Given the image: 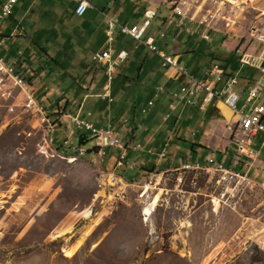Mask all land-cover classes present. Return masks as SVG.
Segmentation results:
<instances>
[{"label": "rangeland", "instance_id": "rangeland-1", "mask_svg": "<svg viewBox=\"0 0 264 264\" xmlns=\"http://www.w3.org/2000/svg\"><path fill=\"white\" fill-rule=\"evenodd\" d=\"M55 1L58 7L53 0L37 2L24 22L26 33L21 28L17 37L10 35V29L6 28L14 27L10 16H0V29H7L2 30L4 45L0 37V55L8 64L18 55L25 60L33 56L32 66L20 69L17 65V68L31 80L32 93L54 120L57 115L52 112L58 107L75 113L85 93L90 92L92 82L97 91L108 82L104 69L92 58L107 36L98 42L90 41L89 30L98 26L102 15L95 19L90 11L85 18H80L71 12L74 5L70 0ZM89 1L100 8L107 5V0ZM3 2L0 0V12ZM146 4L140 1V5ZM256 14L252 10L245 19L241 17L227 38H223L221 32L209 30L211 39H203L202 28L195 22H186L178 40L173 41L171 37L180 31L176 24L168 30V37H160V31L165 28L162 17L167 15L164 9L152 20L144 39L150 42L153 37L159 52L167 55L173 56L175 51L184 54L181 66L192 75L202 77L213 63H218L229 67L240 80L249 77L255 82L260 80L263 89L254 103H264V74L248 65L249 52L258 56L264 48L256 37L250 45L251 25L264 26ZM142 21L143 17L139 22ZM174 22H179V17L175 16ZM188 27L193 33L187 32ZM111 46L115 52L124 48L130 54L125 62L116 66L118 72L111 82L117 97V108L114 106L113 112L138 98V111L148 115V99L160 98V102L164 99L162 93L155 96L156 86L167 87L162 57L117 31ZM238 48L242 53L236 52ZM20 51L22 53L18 54ZM127 78L130 84L125 86ZM240 80V85L236 86L241 94L238 105L246 102L249 106L251 103L246 101L247 95L241 88L244 81ZM178 85L180 87L175 81L173 87ZM222 108L231 118L227 123L221 121L227 129V124L233 123L235 117L229 108ZM89 110L93 112L90 118H97L98 127L107 126L106 101L90 98L83 117L87 118ZM125 112L122 118H132L133 113ZM197 123L182 120L186 139L184 142L182 137H179L181 140L174 137L175 143L179 141L185 149L190 148ZM181 124L175 136H179ZM71 128L74 125L69 122L62 127L54 124L50 133L48 127L30 113L17 111L14 114L0 109V264H264V251L257 244L264 235L263 133L253 142V150L260 153L257 164L248 173V178L258 184L247 181L220 184L216 174L201 170L182 174L154 173L141 180L143 177L139 174L143 172L138 161L134 170L137 175L128 169L124 176L141 181L130 187L129 198L119 203L113 213L101 217L89 213L101 189L99 178L104 172L102 168L112 170L108 163L115 156L119 157L121 150L108 147L105 155L97 160L92 152L81 156L62 155L56 148L72 153L71 146L80 144L81 132L71 136ZM116 129H121V125ZM83 134L88 139L82 145L86 150L93 149L96 141L91 133ZM164 140L166 142L167 137ZM169 142L167 147L172 149L174 142ZM169 151L172 154L159 160L160 169L163 165L178 164L179 155L184 156L183 152L175 155L174 151ZM152 160L145 164L151 165V169L157 158ZM231 162V159L223 160L226 165ZM158 194L160 200L152 214L145 215V207Z\"/></svg>", "mask_w": 264, "mask_h": 264}, {"label": "built area", "instance_id": "built-area-1", "mask_svg": "<svg viewBox=\"0 0 264 264\" xmlns=\"http://www.w3.org/2000/svg\"><path fill=\"white\" fill-rule=\"evenodd\" d=\"M18 0H7L2 5V12L0 16H7L11 13L14 4ZM77 2L75 7V13L77 15H84L86 11L92 7L89 0H74ZM169 13L165 18V29L160 31V35L165 37L168 33L169 27H180L179 35L184 29L183 24L186 22H195L199 29L202 28L201 37L209 40L211 38L209 30H215L224 34H230L234 28L240 23V18H246L247 13L250 11L257 12L259 22L264 24V0H160L159 1ZM112 6L108 3V7ZM158 16L157 9L147 8L145 10V20L141 24L123 25L119 20L112 16L107 15V37L108 42L113 40L115 28H119L122 33L130 35L135 40L145 44L151 51L157 52V46L153 39L148 42L144 39L145 33L150 27L151 21ZM179 17V22H174V17ZM264 27V26H262ZM188 33H193L190 27L187 29ZM259 28L251 25L250 34L256 37L264 44V33H256ZM171 37L173 41L178 40V36ZM237 53H242L241 49L236 50ZM20 51L18 54H21ZM166 64L175 66L178 70L179 76L183 78L179 89L172 92L174 98L179 102L193 105L199 104L201 109L205 108L214 99L223 100L224 103L232 111L235 121L227 124V130L229 131V137L231 142L235 145L236 150L245 157V163L249 167L252 166L256 158V152L253 150L252 145L261 132L264 135V104H258L251 109H246L247 104L239 106L241 100V94L237 91L236 86L239 84V77L235 74L229 75L223 65L213 63L208 70L206 76L197 78L194 75L188 73L187 70L178 65V61L175 60L177 55L172 57L171 55L161 54ZM128 56V51L123 49L118 53V59L124 60ZM112 48L111 46L103 50L100 53H96L93 59L106 61L109 63L107 73L112 78L115 72L114 63L112 60ZM249 65L256 67L264 74V48L258 56L253 54L249 55ZM18 60H14L12 64H8L3 58L0 57V109H5L7 112L16 113L22 111L23 113H30L37 117L42 124L48 127V131L53 129V123L50 117L46 113L43 106H41L34 93L31 91V85L29 80L23 76L21 70H18ZM25 67V63L20 66ZM263 85L261 81L252 83L247 89L246 101L250 103L262 90ZM163 90L162 87L158 88ZM202 97V102L198 101V98ZM152 103V102H151ZM170 107L175 109L176 104H170ZM70 116V115H69ZM72 121L78 129L86 130L91 133V137L96 141V151L99 157H103L108 147L121 148L123 152L115 160L113 171L102 172L101 177V189L97 197V201L93 204V209L90 211V215L93 213L99 214L101 217L113 213L114 209L121 202H125L129 198V189L134 186L136 181H127L118 173V169L125 167L128 162L125 161L126 145L119 139L117 133L110 127L99 128L89 120L82 119L79 116L72 117ZM127 121L121 124V129H125ZM138 128H142V124L138 125ZM76 130H72L70 135L73 136ZM51 143V141H50ZM262 145H264V140ZM72 149L79 156L86 153V148L82 144L72 145ZM166 151L163 150L161 156H164ZM213 160H210L212 162ZM207 171L213 172L217 175V181L220 184L241 183L244 181L251 182L247 173H241L233 170L232 168L225 167L223 164H218L213 167L210 164L202 162L192 163L188 159L182 161L178 168L169 172H179V174L189 171ZM264 172V169H263ZM259 248L264 251V235L261 236L257 243Z\"/></svg>", "mask_w": 264, "mask_h": 264}, {"label": "crops", "instance_id": "crops-1", "mask_svg": "<svg viewBox=\"0 0 264 264\" xmlns=\"http://www.w3.org/2000/svg\"><path fill=\"white\" fill-rule=\"evenodd\" d=\"M6 1L7 0H4L3 3H5ZM39 1L40 0H18L14 4L11 13L9 15H7V16H10V18H11L10 21L14 22V27L12 25L6 27V28L10 29V35H13V37L20 36L19 30L21 28H22L23 33L24 34L26 33L25 28H24V22H25L27 16L29 15V13L32 11L33 7ZM70 1L74 5L73 9H70L71 12L74 15L79 16L80 18H85L87 12H90V11H91V13H90L91 17L94 16L95 19H97V17H100L102 15V21L100 20L98 22L99 23L98 26H96L95 28H93V26H92V28L89 29L91 32L90 41H95V42L102 40L103 36H105V35L107 36L106 29H107L108 21H107L106 14L116 17L121 24L130 26V25H134V24L143 23V21L145 20V10L147 8L157 9V14H158L157 17H159V14L162 11H164V9L167 10V15L169 13L168 9L165 8L159 2L160 0H107V3H106L107 5L103 8L97 7L91 3L92 7H90L84 15L80 16V15H77L75 13V7L77 5V2L74 0H70ZM140 1H142L143 3L146 2L147 4L145 6L144 5L142 6V5H140ZM3 3H2V5H3ZM53 3H54L55 7L59 6V4L55 0H53ZM108 3L112 4V6L110 8L108 7ZM68 10H69V8H68ZM1 12H2V8H1ZM1 12H0V14H1ZM167 15H164L162 17V25H164V27H165V23H164L165 18L167 17ZM142 17H143V21L139 22L142 19ZM6 28L3 27V29H0V37L2 38L1 42H3V45L5 44V42H4L5 36H4V33L2 32V30L5 32V30H7ZM170 28L171 27H169V29ZM116 31L121 33V34H124L126 36H130V35H127L125 33H122L119 28H115L114 35H115ZM256 33L257 34L258 33H264V27L259 28L258 32H256ZM180 34L177 35L178 38H179ZM221 34H222L223 38H227L228 36H230V34L228 35V34H224L222 32H221ZM114 35H113L112 42L114 41ZM168 35L169 34L167 33V35L165 37H168ZM234 36H238V35H234ZM248 36L250 37V45L252 46V43L254 42V37L251 34H248ZM160 37H162V36L160 35ZM165 37H162V38H165ZM247 37H240V39L246 40ZM131 38L133 40H135L133 37H131ZM151 38L154 40L153 37H151ZM107 43H109L108 37L102 43L101 48L95 52V54L100 53L103 50L108 49L111 46V43H109L110 45H108ZM106 44H107V46H106ZM111 48H112V46H111ZM123 49L124 48H122L121 50H123ZM157 49H158V47H157ZM121 50L115 52L116 50L114 48H112V56H113L112 60L114 63L115 72L113 73L111 79L107 73V68H108L109 63L106 61H100V60L93 59L96 61V64L98 66H101V68L104 69V73H105V75H107L108 82L105 83L104 85H102V88L99 91L96 90L97 88H96V86L95 87L93 86L94 84L92 82L91 87L89 88L90 94L85 93V95H84L79 107L76 109L75 113L68 112L66 110V108L60 109L58 107V109H54L52 112L53 114L57 115L56 120H54L48 114V116L50 117V120L53 123V128H54V124H55V127H57V126L62 127L63 124H65L66 122H69V123L74 125V128H71L70 133L72 130H76V132L74 134V135H76L77 132L80 131L81 132L79 135L80 139H81L80 144L85 143V141L88 139V136L83 134V133L86 130L78 129L75 126V123L72 121L70 116H72V117L79 116L82 119L91 121L92 123L95 124L96 127H98L97 126V118L95 120H92L90 118L93 116L92 110L87 111V113H86L87 118L83 117L84 109H85V106L87 105L88 100L90 98H98L100 100H104L107 102V115H108L107 126H100L99 128H107V127L112 128L117 133V136L119 137V139H121V141L126 145L127 152H126V156H125V161L128 162L129 165L122 167L121 169H118L117 171L127 181L138 182V181H141V180L148 178L150 175H152L154 173L163 174L165 172H169L171 170H174L175 168H178L180 166L181 162L185 161L187 159L192 163L199 161V162H202L205 164H210L213 167L217 166L220 163L223 164V160H230L231 159V161H232L231 164H228V165L223 164V165L225 167L232 168L233 170H235L237 172L247 173V175H248V173H250L252 168L255 166V163L257 164V158H258L260 151L256 152V158H255L252 166L249 167L248 165H246L245 157L236 150L235 145L230 140L229 133L226 129V126L224 125V123H227V121H229L231 118H228L224 114V110L222 107L223 106L226 108H229V107L224 103L223 100H218V99H214L210 104L205 106V108H203V109H201L199 107V104L189 105V104H185L184 102L177 101L174 98L172 91L173 92L176 91L179 88V85L177 88H174L173 84L176 81L181 85V83L183 82V78L179 76L178 70L175 68V66L165 63L164 58L161 55V54L167 55L164 52H159V50L157 52H155V53H158L162 57L163 66L166 68L165 75H167L166 81H165L167 87H164L163 85H159L160 87L163 88V90H159L158 89L159 86L158 87L156 86L155 90H157V93H155V96L157 97L158 93H162V94H164V96H163L164 99H162V101L160 102L159 101L160 98H158L157 101H156V99H154L152 97L149 98L148 102H147L148 109H149V110H147V111H149L148 115H142L140 113V111H138V106H137L138 105V102H137L138 98H136L134 101H127L122 106H119L118 109H114V112H113V108L116 104L117 97L114 96V88H113V84L111 82L114 81V79H115L114 74H116L118 72V69H116V66L119 65V63L121 64V63L125 62L128 59V57L130 56V54L128 52V56L124 60L118 59V53ZM149 51H151V50L149 49ZM151 52H154V51H151ZM115 53H116V55H115ZM95 54H93V56ZM249 54H252V52H249ZM175 55H177L175 60H177L178 65L181 66V60L184 57V54H181L178 51H175L174 55L173 56L171 55V56L174 57ZM21 56H19V55L15 56V57H13V60H11V61L13 62L14 60H18L20 66L22 63H25V67H22V69H27L29 66H32L30 64V59L33 58V56L29 59L25 57L26 60L23 57L21 58ZM93 56H92V58H93ZM0 57L6 61V59L3 56L0 55ZM248 59H250V58H248ZM242 60L243 59H241L240 61L242 62ZM248 63H249V61H248ZM227 66H228V63H227ZM240 66H242V65H239V67ZM182 68H184L186 70L185 67H182ZM30 69H32V67ZM225 69L228 73H235V72H231L229 70V67H228V69L227 68H225ZM208 70L206 71L204 76H206ZM258 71H260V70L258 69ZM29 74L30 73H27V75H29ZM194 76L197 78L204 77V76L198 77L196 75H194ZM125 77H127V76H125ZM128 79L129 78H127V83L124 84L125 86L130 84V83H128V81H129ZM28 80L31 83V80L30 79H28ZM241 80H242V82L244 81V83H242V86H241V88H243L244 90L247 89L252 83L257 82V81L255 82L253 77H249L247 79H241ZM239 85H240V83H239ZM164 88H165V90H164ZM166 89H168V91ZM167 94H169V95H167ZM35 97H37V96H35ZM257 98L258 97H256L253 101H251L250 102L251 104L249 106L246 105V109H251L252 107H254L255 105H258V104H264L263 102L254 103V101H256ZM198 101L202 102V97H199ZM158 102H160V103L157 104ZM96 103H97V101L93 104H96ZM172 103L176 104L175 109L170 107V104H172ZM245 104H246V102H245ZM152 105H153V107L151 108ZM115 108H117V106H115ZM144 108H145V106H144ZM119 109L120 110L122 109L124 112H120ZM145 109H144V112H145ZM125 111H129L130 113H133L132 118H130V116H129V118H122L121 115H123L122 113L126 114ZM168 111H170V112H168ZM198 116H201L200 120L197 119ZM233 117H234V115H233ZM117 119H118V121L115 122ZM186 119L188 121H190V120H192L194 122L198 121V123H197V127H196L197 131L192 134L193 139L191 138V140H190L191 146H190V148L185 149L182 145H180L179 141L178 142L176 141V143H175V140L173 138L176 137V139L181 140V138H179V137H182L183 140H181V141L185 142L186 134L184 135L182 133L184 128H183V124H181V122H182V120H186ZM64 120H67V121L64 123ZM124 121H127L126 128L117 130L116 127L120 126L121 122L124 123ZM221 121H224V123L222 125H221ZM114 123H115V127H114ZM139 124H142V128H138ZM180 124H181V126H180L181 132H179V134H178L179 136H175L174 134H177V131H178ZM222 126H224L225 128ZM201 127H202V129H201ZM52 130L50 131V133L52 132ZM171 134H173V135H171ZM84 136H86V139L84 141H82ZM166 137H167V141L164 142L165 141L164 139ZM50 141L52 144V139H50ZM168 141H170L169 144L171 142H174V144H173L174 146L172 147V149L171 148L168 149V147H169V146L167 147ZM94 148H96V147H94ZM115 148H117V147H115ZM118 149L121 150V153L123 152V150L121 148H118ZM71 150H72L71 154L77 156V154L74 152V150L72 148H71ZM163 150L166 151V154L164 156H161V153L163 152ZM169 150L174 151L175 155H177L178 151H180V153L183 152L184 156L179 155L178 164L167 165V166L163 165V168L160 169V167L162 165H160L159 160L167 158L170 153L172 154V152H170ZM87 151H86V153H87ZM121 153H120V155H121ZM93 154H94V157H93L94 160L95 159L97 160L100 158L97 151L93 152ZM221 155H224V156L222 157ZM230 155H232L233 158H230ZM155 157L157 158V162L155 163V165H153V167H152L153 169L150 168L151 165L150 166L145 165V164L152 162L153 161L152 159L155 160ZM116 158H117V156H115L113 158L111 163H108V165H111V167H112V170H110V171L114 170ZM135 159L137 161H134ZM210 160H213V161L210 162ZM100 161L102 162L103 159H101ZM138 161L141 163V169L143 172L142 174H139V175H141L143 177V179H141V180L140 179L139 180L127 179L124 176V173L128 169L134 171L138 166ZM215 161H217V163ZM261 166L264 169V163ZM102 169H104L103 171H109V170H106L105 168H102ZM134 172H136V175H137V171H134ZM251 182L258 184L252 180H251Z\"/></svg>", "mask_w": 264, "mask_h": 264}, {"label": "bare ground", "instance_id": "bare-ground-1", "mask_svg": "<svg viewBox=\"0 0 264 264\" xmlns=\"http://www.w3.org/2000/svg\"><path fill=\"white\" fill-rule=\"evenodd\" d=\"M154 200H153V202H151L150 204H147V206L145 207V209H144V213H145V215H148V216H150L151 214H152V211H153V209H154V207L157 205V203L159 202V200H160V195L158 194V195H156V197L155 198H153ZM151 201V200H150ZM92 209H93V207H92ZM92 211V210H91ZM90 213V212H89ZM89 215V214H88ZM148 220H149V217H148Z\"/></svg>", "mask_w": 264, "mask_h": 264}, {"label": "trees", "instance_id": "trees-1", "mask_svg": "<svg viewBox=\"0 0 264 264\" xmlns=\"http://www.w3.org/2000/svg\"><path fill=\"white\" fill-rule=\"evenodd\" d=\"M227 74H229V75H233V73H228V72H226ZM80 141H81V139H80ZM56 150L59 152V153H61L62 155H65V156H75V155H73V154H71V153H67V152H62L61 151V149L60 148H56ZM88 152H96V148H93V149H89L88 151H87V153ZM157 174H159V173H157Z\"/></svg>", "mask_w": 264, "mask_h": 264}, {"label": "water", "instance_id": "water-1", "mask_svg": "<svg viewBox=\"0 0 264 264\" xmlns=\"http://www.w3.org/2000/svg\"><path fill=\"white\" fill-rule=\"evenodd\" d=\"M86 139V136L83 137L82 141H84Z\"/></svg>", "mask_w": 264, "mask_h": 264}]
</instances>
